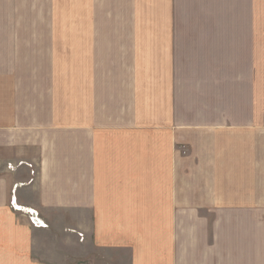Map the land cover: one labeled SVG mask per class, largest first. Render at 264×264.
I'll return each instance as SVG.
<instances>
[{"label":"crops","instance_id":"0c3cea01","mask_svg":"<svg viewBox=\"0 0 264 264\" xmlns=\"http://www.w3.org/2000/svg\"><path fill=\"white\" fill-rule=\"evenodd\" d=\"M257 39L228 75L203 0H0V264H264Z\"/></svg>","mask_w":264,"mask_h":264},{"label":"rangeland","instance_id":"374dc122","mask_svg":"<svg viewBox=\"0 0 264 264\" xmlns=\"http://www.w3.org/2000/svg\"><path fill=\"white\" fill-rule=\"evenodd\" d=\"M191 19V23H198L193 22V16ZM234 30L238 31L236 32V39L234 38ZM239 30H251L255 32L247 33L240 32ZM256 36L264 37V0H203V56L213 58H215L216 56L222 57L225 62V64L222 65L225 73L230 75V63L235 50L236 52L239 51L241 56L248 55V46L247 43L244 41H248L250 37L255 38ZM263 42L264 39H257V47L255 45H252L250 51L254 48V52L256 53L257 48L259 55H262V53L264 52ZM215 62L216 61H213L212 63H208L207 65L209 76L207 80V85L209 87L207 90V94L203 95V101L209 100L213 102L208 104H214L220 98L219 95H217L215 87L210 86L212 82L215 83V81H217V79L215 78L217 76V73L220 72ZM227 74H225V76ZM210 77H213L214 79L211 80ZM230 102L231 84L230 80H225L223 103L230 105ZM208 115L211 116V114ZM177 147V149L181 151V154L187 153L186 146L179 145ZM24 209L28 210L27 208H23V211ZM37 211L39 212V218H41V220L45 222L43 226H40V228H49L50 225L48 222L45 221V219H43V214L40 212V210ZM27 213H30V211ZM30 215L32 216L31 213ZM69 225L70 221L63 223V227H70ZM32 226L39 227L36 226L34 223L32 224ZM77 234L79 236L80 242L82 244L87 245L88 236L81 232ZM151 245L152 250H156V242H135L129 240L126 245L127 251L124 252V257L127 256L126 258H124V262L126 264H134L133 255L139 252V247L142 246L143 251L147 247L150 252ZM157 249H160V264H171L170 254L174 249L173 242L168 240L160 241L159 246H157ZM176 249L178 252H176V258L178 259L180 257L179 254L181 253V251L178 246L176 247ZM196 250L200 251L199 248H197ZM129 251H131L132 254V263Z\"/></svg>","mask_w":264,"mask_h":264},{"label":"bare ground","instance_id":"6f19581e","mask_svg":"<svg viewBox=\"0 0 264 264\" xmlns=\"http://www.w3.org/2000/svg\"><path fill=\"white\" fill-rule=\"evenodd\" d=\"M15 201V202H14ZM13 203H14V207L15 209L17 210H23L20 206H18L16 204V198H13ZM30 210L28 209L27 212H29ZM30 213L32 214V220H33V223H35L36 226H43L42 224H44L45 222H43L40 218H39V214L38 212L35 210L34 212H31ZM34 215V216H33Z\"/></svg>","mask_w":264,"mask_h":264},{"label":"built area","instance_id":"2783aa9c","mask_svg":"<svg viewBox=\"0 0 264 264\" xmlns=\"http://www.w3.org/2000/svg\"><path fill=\"white\" fill-rule=\"evenodd\" d=\"M15 202V201H14ZM42 225H44V224H42Z\"/></svg>","mask_w":264,"mask_h":264},{"label":"water","instance_id":"95a60500","mask_svg":"<svg viewBox=\"0 0 264 264\" xmlns=\"http://www.w3.org/2000/svg\"><path fill=\"white\" fill-rule=\"evenodd\" d=\"M34 216V215H33Z\"/></svg>","mask_w":264,"mask_h":264}]
</instances>
